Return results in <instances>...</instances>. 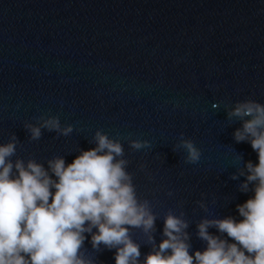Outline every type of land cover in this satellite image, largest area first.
<instances>
[{"label":"water","instance_id":"1","mask_svg":"<svg viewBox=\"0 0 264 264\" xmlns=\"http://www.w3.org/2000/svg\"><path fill=\"white\" fill-rule=\"evenodd\" d=\"M248 99L264 104V0H0V144L15 134L12 159L47 168L95 147L98 129L119 138L137 195L158 216L157 245L170 208L185 212L190 253L206 248L196 234L202 218L242 219L236 206L254 193L239 190L246 177H230L258 154L234 140L242 121L227 120L225 105ZM41 115L73 133L42 129L31 141L23 125ZM181 133L201 150L199 163L173 151ZM129 139L151 148L134 151ZM132 234L143 261L151 245ZM85 235L95 264H115V249L96 251Z\"/></svg>","mask_w":264,"mask_h":264},{"label":"clouds","instance_id":"2","mask_svg":"<svg viewBox=\"0 0 264 264\" xmlns=\"http://www.w3.org/2000/svg\"><path fill=\"white\" fill-rule=\"evenodd\" d=\"M225 108L227 120L242 121L234 140L249 142L258 154L257 164L244 163L230 178L246 177L238 188L254 195L236 206L239 221L205 217L197 223V237L206 242L203 251L190 253L185 212L177 215L171 208L163 216V238L157 245L153 234L158 216L148 199L138 197L119 138L98 129L89 141L95 147L80 150L68 164L63 156H55L45 168L35 159H12L19 143L12 134L0 144V264H95L85 254L86 233L94 250L101 245L115 249V264H264V104L248 99ZM34 119L38 123L23 125L31 141L42 137V129L64 137L74 131L71 124L62 126L58 116ZM128 143L134 151L151 148L148 140ZM179 148L186 152L185 163H199L201 150L183 133L173 151ZM239 159L242 162L241 155ZM197 203L207 211L203 201ZM210 228L221 235L211 234ZM133 229L151 245L143 261ZM224 234L234 242L222 238Z\"/></svg>","mask_w":264,"mask_h":264}]
</instances>
